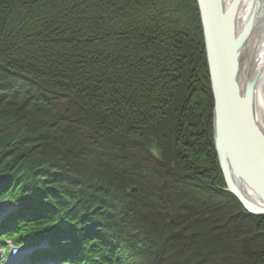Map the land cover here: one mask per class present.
I'll list each match as a JSON object with an SVG mask.
<instances>
[{"label": "trees", "instance_id": "1", "mask_svg": "<svg viewBox=\"0 0 264 264\" xmlns=\"http://www.w3.org/2000/svg\"><path fill=\"white\" fill-rule=\"evenodd\" d=\"M182 3L191 22L183 19ZM201 34L195 0H0V197L25 205L2 229L12 234L31 222L39 238L67 244L32 259L264 264V217L246 212L225 190L218 165ZM71 105L76 112L68 124L62 118ZM100 121L119 135L118 144L104 140ZM69 125L78 143L66 138ZM137 139L140 150L132 146ZM81 155L86 164L97 155L119 163L112 185L129 200L121 202V218H113L109 207L95 215L96 189L77 195L82 189L76 183L94 165L83 164ZM197 158L202 166L193 164ZM150 173L167 188L144 177ZM121 178L125 186L114 185ZM141 182L163 196L153 219L136 210L135 199L146 190ZM132 184L139 195L126 193ZM36 187L40 196L32 194ZM194 206L201 211L194 213ZM58 219L62 226L53 224ZM85 221L91 225L89 249L82 244Z\"/></svg>", "mask_w": 264, "mask_h": 264}, {"label": "bare ground", "instance_id": "2", "mask_svg": "<svg viewBox=\"0 0 264 264\" xmlns=\"http://www.w3.org/2000/svg\"><path fill=\"white\" fill-rule=\"evenodd\" d=\"M202 1L206 7L208 15V34L210 35L212 53L215 60V66L217 67V83L222 87L225 95V102L230 103L237 101L236 104H248L253 101L254 96H251L250 89L255 79L253 91L256 89V117L258 119L260 116L264 118V0ZM195 3L198 7L197 0ZM200 26L201 30L204 32L202 21ZM246 27V33L243 34L242 31ZM255 74L256 76L254 77ZM252 104H254V101ZM261 128L264 130V125L262 123ZM105 153L106 152H104V154ZM112 158L115 157L113 156ZM79 159L85 165H93L97 162L95 157L93 158V161L89 159L88 164L85 163V157H82V155ZM80 165L83 166L82 164ZM99 174H101L100 169ZM93 178L94 176L87 168V172L82 173V181L76 183V186L82 189L85 196L88 195L91 190L88 187V182H86V180H93ZM103 180L109 181L107 179ZM103 180H98L97 182L100 183V181ZM195 188H193L192 191H195ZM101 189L97 186L95 194L97 198H105ZM138 190L140 191V188H138ZM32 194L34 196H40V187H36V190L32 191ZM249 196L252 200H256L261 204L252 193H249ZM8 197L10 198V196ZM104 201L108 202L109 200L106 199ZM12 206L14 208H12L7 213V216L0 222V233L4 220L13 213H17V211L24 208L25 205L23 202H13ZM1 213H4V211L2 210ZM39 215L41 214L39 213ZM125 216L129 217L128 211H125ZM90 217H92V213L90 214ZM262 217H264V215ZM95 222L104 223L99 220ZM83 231L85 234V242H82V244L87 245L89 249L90 244L88 242H91L90 223L86 221L84 222ZM12 235L16 238V242H21L22 236L20 233L13 232ZM140 242L145 241L140 240ZM77 243L78 242L75 244L76 247H78ZM23 255L24 251H20L19 249L17 254H10L7 257L9 261L6 264H20ZM92 259H96V257L92 255ZM102 259H104L103 256Z\"/></svg>", "mask_w": 264, "mask_h": 264}, {"label": "water", "instance_id": "3", "mask_svg": "<svg viewBox=\"0 0 264 264\" xmlns=\"http://www.w3.org/2000/svg\"><path fill=\"white\" fill-rule=\"evenodd\" d=\"M197 2L204 30L210 89L213 97V143L226 191L234 195L249 214L263 216L264 130L256 117V106L255 103L252 104L253 101L248 104H236L237 101L225 102L222 87L217 83V67L208 34L206 7L202 0ZM247 27L242 31L243 34L246 33ZM254 81L250 89L251 96H255ZM249 193H252L261 204L252 200Z\"/></svg>", "mask_w": 264, "mask_h": 264}, {"label": "rangeland", "instance_id": "4", "mask_svg": "<svg viewBox=\"0 0 264 264\" xmlns=\"http://www.w3.org/2000/svg\"><path fill=\"white\" fill-rule=\"evenodd\" d=\"M175 2H178V3H181V0H174ZM195 2H196V0H195ZM197 7V6H196ZM180 8L181 9H183L184 11H185V13H184V16H183V19L184 20H186L187 22L188 21H192L191 19H190V17L192 16V13H191V11L189 10V9H187V7H186V5H185V3H182L181 5H180ZM197 11H198V16H199V21H200V23H201V19H200V15H199V10H198V7H197ZM201 35H202V40H203V48H204V55H205V61H206V63H207V57H206V48H205V43H204V35H203V31L201 30ZM207 68H208V65H207ZM209 75V74H208ZM259 83V82H258ZM258 89V88H257ZM263 94H264V90H263ZM17 101V100H16ZM253 101H254V103H256V97L254 96V98H253ZM7 105H9L10 106V104H7ZM53 107V109H55V107H57L56 106V104H54L53 103V105H52ZM78 109V111H83V110H85V108H84V106H83V108H81V107H77ZM66 109H68L69 110V113H68V115L67 116H64L63 118H62V122H65V123H68L69 124V122L68 121H65L66 119H69V121H71L70 119L71 118H73V117H70L71 115H72V113L74 114L75 112H76V108H75V106H73V105H71V106H68V107H66ZM67 110V111H68ZM260 110V109H259ZM259 119H260V122L264 125V118L262 117V116H260L259 117ZM87 122H89V121H87ZM96 124H97V126H99V132H105V133H107L108 135H106L107 136V138L106 139H104V140H106L109 144H113V145H115V144H118L119 143V141H120V138H119V135H116V134H114L113 132H111V130L109 129L110 128V126H108V125H105L102 121H100V122H96ZM110 125H111V123H110ZM91 127H93V128H96V127H94V126H91ZM36 128V127H35ZM71 129H70V125H69V127H68V131L70 132V133H68V134H66V138H68L69 140H71V141H75V142H77L78 143V141L79 140H81V138H78L77 137V135L75 134V129L73 128V130H74V132L72 133L71 131H70ZM164 132V131H163ZM74 134H75V136H74ZM77 137V138H76ZM166 139V138H165ZM168 139H170L171 140V143H173V137H170V138H167V141H168ZM104 140L103 141H101V143H103V144H105L106 143V141L104 142ZM74 142V143H75ZM132 144H133V142H131ZM133 146V148H135V149H141V145L139 144V139H137L136 140V142L132 145ZM127 147H131V145H127ZM95 159H99V162L97 161L96 162V164H94L92 167H88V169L89 168H91V173H92V175L94 176V178H93V180H86V182H88V184H90L91 185V190H95L96 188H97V186H99L100 187V189H101V191H102V193L105 195L104 197L105 198H98L99 200H97V197L96 196H94V199H95V203L93 204V207L95 208V212H96V214L95 215H99V214H101V213H103L104 211L103 210H105L106 208H108V210H111V213L112 212H115V214L113 215V218H121V217H116L117 216V214L118 213H120L122 216H123V212H122V208H123V206H122V203L121 202H124V203H127V201H129L128 199L126 200V198H127V196H126V194L125 193H120V191H115V189L114 188H117V187H114L113 185H112V182L114 181V179L112 178L113 176H116L117 175V173L115 172L116 170H119V168H117V167H119V163L118 164H115V163H113V161L112 160H110V161H108V162H102L101 161V156H99V155H97L96 157H95ZM108 159H110V158H108ZM201 159L200 158H197L196 159V161L193 163V164H195V165H199V164H201ZM201 166H202V164H201ZM116 170H115V169ZM138 168V167H137ZM99 169H100V171H101V174H99ZM141 169H143V168H141ZM104 171V172H103ZM114 171V172H113ZM138 172H139V169L137 170ZM3 173H7L6 171H3ZM140 173V172H139ZM136 173H134V174H132V176H134ZM222 174V173H221ZM9 175V174H8ZM145 178H147L148 180H151V179H153V180H155L156 182H160V184L161 185H163V187H166L167 188V183H165V180H160V178L157 176V175H155L154 173H150V174H148L147 176L145 175L144 176ZM173 178V177H172ZM175 179V181L176 182H181V178H178V177H174ZM222 178H223V175H222ZM103 179H107V180H109V181H106V180H103ZM98 180H103L104 181V184H103V181H100V183H98L97 181ZM122 181H124V179L123 178H121L120 179V182H118V183H115L114 185H117L118 186V184L119 185H122V186H125V182H123L122 183ZM223 181H224V178H223ZM179 182V183H180ZM178 183V184H179ZM138 185H139V183H138ZM136 186V185H134V184H132V185H130L128 188H126L127 189V194H129V195H135V196H137V195H139L140 194V191L138 190V188H139V186ZM224 186H225V183H224ZM141 187L142 188H144V189H146V190H143V193L141 194V196L140 197H138L137 196V198L135 199V200H137V207H138V209H137V207H136V210H138V214H140V215H143V216H150V219H153L154 218V215H156L157 214V212H158V206L156 205V202L155 201H160V200H162V198H163V196L161 197V199L158 197V192L155 190V187H153L151 184L150 185H146L145 183L143 184V182H141ZM172 188H175L174 186L172 187ZM176 189V188H175ZM225 190H226V186H225ZM144 191L146 192V193H144ZM166 192V191H165ZM83 193V191H80V192H78L77 193V195H79V196H81L80 194H82ZM234 196V195H233ZM159 198V199H158ZM15 199H17V198H15L14 196L12 197V200H15ZM109 200L108 201V203H107V201H106V205H105V201L104 200ZM131 199V198H130ZM158 199V200H157ZM182 200H185L186 201V199L185 198H182ZM155 202V204L154 205H152V203L151 202ZM135 202V201H134ZM2 203H4V201H2ZM7 204H9V203H7ZM6 203H4L2 206H1V210H3L4 212H9L12 208H14L12 205H7ZM241 204V203H240ZM242 206V205H241ZM118 207H119V209H118ZM243 207V206H242ZM97 209H99V210H97ZM166 208H164V209H162V210H165ZM201 208H199V207H197V206H194V208H193V211H194V213H199L201 210H200ZM244 209V208H243ZM245 210V209H244ZM132 211H134V210H132ZM246 211V210H245ZM24 212V210L21 208V209H19L18 211H17V213H13V214H21V213H23ZM0 213H1V211H0ZM80 215H83V213H80ZM136 216L137 215H134V214H129V217L128 218H130L129 220L131 221H135V222H137V220H136ZM156 216H158V215H156ZM1 218V217H0ZM81 219H82V217H81ZM94 219V221H98V220H96L97 219V217H95V218H93ZM149 219V220H150ZM191 218H189L188 220H187V222L190 220ZM196 219H198V217L195 215V217H194V219L192 220V221H190L189 222V225H190V223H192V222H195V220ZM129 220H125V219H123L122 218V221H123V223H127V221H129ZM94 224V223H93ZM180 224V223H179ZM50 225V224H49ZM182 225V224H181ZM126 226H128V224L126 225ZM37 227V226H36ZM179 227L180 226H178V227H176L175 228V230H178L179 229ZM34 229H35V227H34ZM36 229H38V228H36ZM37 232L39 233L40 231L39 230H37ZM11 240L12 239H5V243L7 244V245H9V244H12L13 242H11ZM42 240V239H41ZM44 242V241H43ZM43 242H42V244H43ZM22 250L24 251V252H26V250L25 249H23L22 248ZM9 253V251H7V254ZM6 254V252H5V249H2L1 248V246H0V260H3L2 261V264H6L8 261H9V259H7V257L9 256V255H7ZM52 262V261H51ZM46 263H48V260H46ZM48 264H51V263H48ZM52 264H54V262L52 263Z\"/></svg>", "mask_w": 264, "mask_h": 264}]
</instances>
